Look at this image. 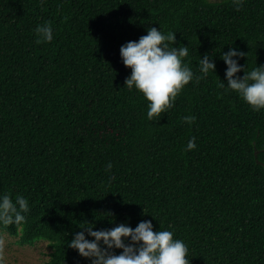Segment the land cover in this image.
Instances as JSON below:
<instances>
[{"label": "trees", "instance_id": "trees-1", "mask_svg": "<svg viewBox=\"0 0 264 264\" xmlns=\"http://www.w3.org/2000/svg\"><path fill=\"white\" fill-rule=\"evenodd\" d=\"M150 27L176 33L197 76L200 57L216 64L152 120L120 57ZM229 47L246 72L264 65V0H0V195L29 204L0 230L48 242L47 264H90L67 246L84 224L151 220L189 264H264V109L218 86Z\"/></svg>", "mask_w": 264, "mask_h": 264}, {"label": "clouds", "instance_id": "clouds-1", "mask_svg": "<svg viewBox=\"0 0 264 264\" xmlns=\"http://www.w3.org/2000/svg\"><path fill=\"white\" fill-rule=\"evenodd\" d=\"M43 2V0H42ZM244 0H233L237 9ZM37 43L51 42L54 38L50 22L38 25L35 29ZM176 33H164L156 27L147 29V34L138 41H129L120 47L123 64L131 69L125 79V87L142 93L149 102L147 118L160 117L174 105L177 95L194 79L199 81L212 72L216 64L209 54L200 57L196 75L185 58L189 56L188 46L174 47ZM247 54L235 47H229L220 57L226 65L225 79H220L219 87L236 92L254 111L264 109V65L255 66L246 72L239 60ZM244 71V75L237 74ZM195 116H185L184 122L191 126ZM196 148L195 137L188 140L186 151ZM109 163L107 170H111ZM115 179V177H112ZM29 211L28 200L17 196L15 201L8 194L0 195V224H21ZM67 246L90 264H189L188 247L183 240L174 238L170 230L154 231L151 220H142L133 228L120 223L110 229L94 230L84 224ZM90 237L92 239H88ZM116 249L122 250L118 255Z\"/></svg>", "mask_w": 264, "mask_h": 264}, {"label": "rangeland", "instance_id": "rangeland-1", "mask_svg": "<svg viewBox=\"0 0 264 264\" xmlns=\"http://www.w3.org/2000/svg\"><path fill=\"white\" fill-rule=\"evenodd\" d=\"M52 251L48 242L21 245L18 238L0 230V264H47Z\"/></svg>", "mask_w": 264, "mask_h": 264}]
</instances>
